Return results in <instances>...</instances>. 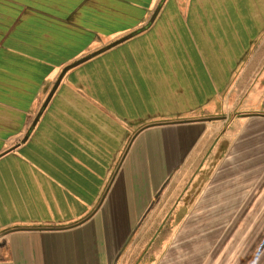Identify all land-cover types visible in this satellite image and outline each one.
I'll return each mask as SVG.
<instances>
[{
	"label": "crops",
	"instance_id": "0c3cea01",
	"mask_svg": "<svg viewBox=\"0 0 264 264\" xmlns=\"http://www.w3.org/2000/svg\"><path fill=\"white\" fill-rule=\"evenodd\" d=\"M72 1L0 0V264H264V0Z\"/></svg>",
	"mask_w": 264,
	"mask_h": 264
},
{
	"label": "rangeland",
	"instance_id": "374dc122",
	"mask_svg": "<svg viewBox=\"0 0 264 264\" xmlns=\"http://www.w3.org/2000/svg\"><path fill=\"white\" fill-rule=\"evenodd\" d=\"M262 50H263L262 52L264 53V48ZM254 72H257L255 67H254ZM238 84L240 87V85L242 83H238ZM236 103L238 104L237 109H234V111H232L228 116V118H229L228 121H230V122H232V121L236 122L239 118L244 116V115H242L241 110H239V106H240V99L239 98L236 99ZM218 110H220V112H217L216 116H226L227 117L226 113L221 112L220 108ZM230 122L228 123V125H230ZM197 132H198V130H195L192 133V136L185 138L184 140L181 141V143H178V147H179L178 149L180 151L178 150L176 152V154L174 155V161H172V164H175L177 162V160L180 157V154L183 152V149H186L190 145V143L195 138ZM234 132L235 131H233V133ZM220 136L221 135H218L216 138V143L219 144V147L217 148V150L214 153L208 152L206 154L203 161L201 162L200 170L196 171L193 176L180 178L179 181H176L174 183V186H179V187L183 186L184 187L182 193L180 194V198L182 201L185 202L186 206L191 204L192 201L198 196V193L201 191L202 187L206 183L210 174L215 169L216 165L219 163V160L221 159V157L224 154V148L226 147V145H228L229 140H223V141L219 142ZM134 220H135V215L132 217L130 222H133ZM127 229L128 228L126 226L124 232L127 231ZM158 246H159V243L154 244L153 255H152L151 259L150 258L144 259V257H142L139 260L140 263L143 262L145 264H151L153 261H155L156 256L159 253Z\"/></svg>",
	"mask_w": 264,
	"mask_h": 264
},
{
	"label": "water",
	"instance_id": "95a60500",
	"mask_svg": "<svg viewBox=\"0 0 264 264\" xmlns=\"http://www.w3.org/2000/svg\"><path fill=\"white\" fill-rule=\"evenodd\" d=\"M129 36H130V35H125V36H123V37H120L119 39H117V40H115V41H113V42H111V43L105 45L104 47H102V48H100V49H97V50H95V51H93V52H91V53H89V54H87V55H85V56H83V57H81V58H79V59L73 61L72 63H70V64L64 66V67L61 69V71H60V73H59V75H58V77H57L55 83H54L53 86L51 87V89H50L48 95L46 96L43 105H46V104H47V102H48L49 99L51 98L52 94H53L54 91L56 90V88H57V86H58V84H59L61 78L63 77V75H64L69 69H71V68H73V67H75V66H77V65H79V64H81V63H83V62H85L86 60L92 58L93 56H95V55H97V54H99V53H101V52H103V51H105V50H107V49H109V48H111V47L117 45L118 43H120V42L126 40Z\"/></svg>",
	"mask_w": 264,
	"mask_h": 264
},
{
	"label": "trees",
	"instance_id": "16d2710c",
	"mask_svg": "<svg viewBox=\"0 0 264 264\" xmlns=\"http://www.w3.org/2000/svg\"><path fill=\"white\" fill-rule=\"evenodd\" d=\"M80 3V1L78 0V1H75V0H73L72 1V10H75L76 9V7H77V5ZM92 24H96L95 22H93Z\"/></svg>",
	"mask_w": 264,
	"mask_h": 264
}]
</instances>
